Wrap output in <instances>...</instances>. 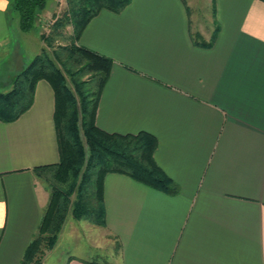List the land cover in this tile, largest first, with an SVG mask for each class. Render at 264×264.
Returning <instances> with one entry per match:
<instances>
[{
	"label": "crops",
	"instance_id": "obj_1",
	"mask_svg": "<svg viewBox=\"0 0 264 264\" xmlns=\"http://www.w3.org/2000/svg\"><path fill=\"white\" fill-rule=\"evenodd\" d=\"M10 1L0 0V59L17 72L43 46V18L61 2L46 0L38 28L23 33ZM190 3L101 8L79 36L113 59L96 125L154 134V159L179 186L168 194L104 175L99 228L114 240L112 264H264V0ZM216 26L209 46L194 42L195 32L211 40ZM54 106L52 86L40 79L28 109L0 119V264H20L48 205L45 171L36 168L59 161ZM97 263L76 254L63 262Z\"/></svg>",
	"mask_w": 264,
	"mask_h": 264
},
{
	"label": "trees",
	"instance_id": "obj_2",
	"mask_svg": "<svg viewBox=\"0 0 264 264\" xmlns=\"http://www.w3.org/2000/svg\"><path fill=\"white\" fill-rule=\"evenodd\" d=\"M130 1L68 0L65 18L71 16L73 26L69 42L50 48L47 35L39 32L43 41L39 52L16 72L9 89L0 90V119L3 121L14 120L28 109L40 79L50 83L55 99L53 118L59 161L36 168L45 171L49 201L20 264H41L42 247L54 245L61 222L69 211L76 218L105 225L103 178L108 172L128 175L168 194L179 192L178 184L154 159L157 146L154 134L146 130L108 132L95 123L99 96L113 59L79 44V36L88 20L101 8L120 12ZM9 4L21 32L38 28L37 21L46 0H11ZM61 18L57 17L54 22L62 26ZM217 30L216 26L209 41H204L198 32L192 34L193 40L209 46ZM84 75L87 79L81 78Z\"/></svg>",
	"mask_w": 264,
	"mask_h": 264
},
{
	"label": "rangeland",
	"instance_id": "obj_3",
	"mask_svg": "<svg viewBox=\"0 0 264 264\" xmlns=\"http://www.w3.org/2000/svg\"><path fill=\"white\" fill-rule=\"evenodd\" d=\"M206 0H190V5L194 8L202 9ZM61 5L58 12L49 14L47 19H44L45 30H42L44 34L49 38L50 48L58 45H64L69 42V37L73 33V26L71 22V16L65 18L66 12L69 8L68 0H60ZM62 16L63 25H57L54 20L57 17ZM64 16V17H63ZM38 27V25H37ZM45 45V44H44ZM10 68V69H9ZM8 69L11 72H16V68L10 63L0 59V73L2 70ZM87 79V75L81 77ZM11 80V77L9 78ZM8 78L2 80L0 75V89L6 85L9 81ZM7 80V81H6ZM6 81V82H5ZM70 82V81H69ZM5 91V90H4ZM50 178L51 172H48ZM102 233V234H101ZM99 226L93 224L86 218H76L69 211L63 223L61 222V228L58 232L57 239L51 248L45 246L41 250V264H63L64 260L70 254L82 255L85 257L105 262L111 255V246H114V240L110 239Z\"/></svg>",
	"mask_w": 264,
	"mask_h": 264
}]
</instances>
